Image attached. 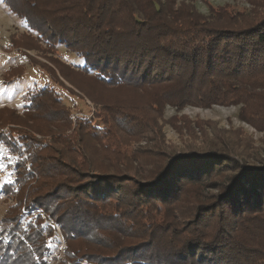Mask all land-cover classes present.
Here are the masks:
<instances>
[{
    "label": "trees",
    "instance_id": "1",
    "mask_svg": "<svg viewBox=\"0 0 264 264\" xmlns=\"http://www.w3.org/2000/svg\"><path fill=\"white\" fill-rule=\"evenodd\" d=\"M198 1L4 0L28 30L11 48L94 114L76 116L52 86L0 109L14 156L0 264H47L55 225L58 264H264V154L218 128L199 148L163 140L167 107L241 106L264 133V0L208 16ZM59 46L84 65L55 57ZM25 71L9 68L4 83ZM149 137L156 147L142 148Z\"/></svg>",
    "mask_w": 264,
    "mask_h": 264
},
{
    "label": "rangeland",
    "instance_id": "2",
    "mask_svg": "<svg viewBox=\"0 0 264 264\" xmlns=\"http://www.w3.org/2000/svg\"><path fill=\"white\" fill-rule=\"evenodd\" d=\"M226 5L240 10L251 9L250 4L245 0H200L195 3V8L199 13L208 16L210 6L217 8ZM27 31L24 21L10 13L4 0H0V109L13 108L21 111L26 106L25 99L28 92L37 87L52 86L61 95L67 106L74 107L76 116L92 117L94 111L88 102L72 96L63 88L55 85L42 69L32 65L27 57L11 48L10 37L13 35L22 36ZM29 55L37 57L38 53L32 50ZM55 57L74 67L84 65V60L81 57L69 52L64 46L58 47ZM16 66L25 67L24 76L5 84L3 75L9 68ZM120 95L124 97L127 93H120ZM240 109L241 106L213 107L211 109L187 107L183 111L177 112L175 108L167 107L161 122L163 140L167 147L173 150L199 148L207 145V143H216L217 140H220L214 132L218 128V131L222 129L226 131H223V138L230 140L228 143H231L235 148L238 145L240 148L248 149V151L259 150L261 154H264V133L258 132L254 127L243 122L239 116ZM175 118L177 119L176 122H170ZM151 137H149L150 141L141 144L142 148L156 147L151 143L153 139ZM245 144L246 146H244ZM13 159L14 156L0 143V165H3L0 167V220L11 205V202L6 200L2 192V186L14 179V172L9 167ZM38 213L40 210L32 211L33 215ZM55 227L58 240L46 256L47 264H58L66 246L60 228L56 225Z\"/></svg>",
    "mask_w": 264,
    "mask_h": 264
},
{
    "label": "snow or ice",
    "instance_id": "3",
    "mask_svg": "<svg viewBox=\"0 0 264 264\" xmlns=\"http://www.w3.org/2000/svg\"><path fill=\"white\" fill-rule=\"evenodd\" d=\"M0 167H3V165H0Z\"/></svg>",
    "mask_w": 264,
    "mask_h": 264
}]
</instances>
